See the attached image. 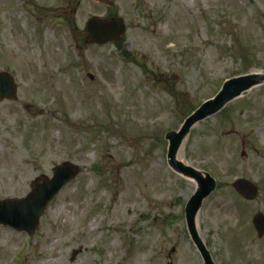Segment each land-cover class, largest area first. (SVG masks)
Instances as JSON below:
<instances>
[{
	"label": "rangeland",
	"instance_id": "obj_1",
	"mask_svg": "<svg viewBox=\"0 0 264 264\" xmlns=\"http://www.w3.org/2000/svg\"><path fill=\"white\" fill-rule=\"evenodd\" d=\"M112 1L38 0L37 20L36 0H0V32L9 14L25 34L19 48L0 40V70L18 87L0 102V199L26 196L64 161L80 168L34 232L0 224V264H205L185 218L197 189L168 164L165 134L224 80L264 73V0ZM93 16L123 18L125 35L87 43ZM178 154L216 179L197 227L214 263L264 264L253 224L264 214V83L194 125ZM237 178L258 186L254 200Z\"/></svg>",
	"mask_w": 264,
	"mask_h": 264
},
{
	"label": "water",
	"instance_id": "obj_2",
	"mask_svg": "<svg viewBox=\"0 0 264 264\" xmlns=\"http://www.w3.org/2000/svg\"><path fill=\"white\" fill-rule=\"evenodd\" d=\"M106 5H112V0H92ZM126 32L124 19L112 17L102 19L91 17L86 24L87 43L106 44L119 40ZM264 83V73L252 72L233 76L225 80L222 88L211 99L203 102L190 114L178 130L168 131L165 138L169 141L168 163L178 173L195 178L198 188L185 206V216L190 235L197 246L205 264H215L210 251L199 237L196 219L202 203L216 189V179L205 171L190 166L178 159V152L191 128L199 121L216 114L227 103L239 97L245 91ZM16 96L14 79L0 72V99H13ZM244 153V152H243ZM245 154V153H244ZM80 172V168L70 162H64L54 169L53 177L37 179L32 182V191L23 199H7L0 201V223L10 225L18 230L32 233L39 224L41 214L50 200L68 181ZM233 187L243 197L253 200L258 195L257 186L247 179H237ZM253 223L259 237L264 235V215L257 213Z\"/></svg>",
	"mask_w": 264,
	"mask_h": 264
},
{
	"label": "flooded vegetation",
	"instance_id": "obj_3",
	"mask_svg": "<svg viewBox=\"0 0 264 264\" xmlns=\"http://www.w3.org/2000/svg\"><path fill=\"white\" fill-rule=\"evenodd\" d=\"M36 9H37V20H38V0H36ZM3 22V28L0 32V40L4 37L7 38V40H10L9 46L13 45L16 46V48H19L22 41H24L25 34L21 31L17 25H15L13 18L8 14L7 18H3L1 20ZM12 37V38H11ZM38 39V36H36ZM9 42V41H8ZM9 49V47H7ZM19 50V49H18ZM6 54V53H5ZM6 71V70H4ZM8 72V71H6ZM1 101H10V100H0Z\"/></svg>",
	"mask_w": 264,
	"mask_h": 264
},
{
	"label": "bare ground",
	"instance_id": "obj_4",
	"mask_svg": "<svg viewBox=\"0 0 264 264\" xmlns=\"http://www.w3.org/2000/svg\"><path fill=\"white\" fill-rule=\"evenodd\" d=\"M179 155V154H178ZM187 181H188V184L189 186L191 187L190 189H193L195 190L197 187H198V182L196 179L194 178H186ZM136 196L134 195V192H131V193H128L127 195H125V197L122 199L123 203L124 201H128V202H134L135 201ZM124 217V214L123 212L121 211V207H118L114 213H113V219H119V218H123ZM198 224H199V215L197 216V219H196V225L198 227ZM114 245V243H110L108 245V248H112ZM256 250H258V247H256ZM182 256L185 258V259H188L190 258L189 256V252L186 251V249L183 247L182 248ZM41 264H44V263H41Z\"/></svg>",
	"mask_w": 264,
	"mask_h": 264
}]
</instances>
